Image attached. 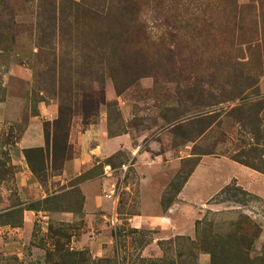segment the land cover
<instances>
[{
    "label": "rangeland",
    "instance_id": "1",
    "mask_svg": "<svg viewBox=\"0 0 264 264\" xmlns=\"http://www.w3.org/2000/svg\"><path fill=\"white\" fill-rule=\"evenodd\" d=\"M133 1L131 38L110 44L107 15L82 43L38 39V5L0 0V264H70L71 251L80 264H264V0ZM76 4L102 7L57 0V25L82 26ZM58 71L67 89L51 86ZM84 77L105 104L87 126L72 117L65 161L31 154L32 174L23 151L44 149L56 93L77 107ZM102 137L120 140L73 174Z\"/></svg>",
    "mask_w": 264,
    "mask_h": 264
},
{
    "label": "trees",
    "instance_id": "2",
    "mask_svg": "<svg viewBox=\"0 0 264 264\" xmlns=\"http://www.w3.org/2000/svg\"><path fill=\"white\" fill-rule=\"evenodd\" d=\"M23 3H36L38 5L35 20L38 23L36 26V31L38 39L43 38H50V37H66L68 32H73L71 35L70 41H72V36L74 35L77 39H84L87 36L85 33V27L94 24L95 18H98L100 14L107 15L110 21V25L119 26L120 28L117 33L108 39V43L115 44L118 41L121 42L125 37L131 38L130 33L135 24H138V14H139V7L137 2L133 0H118L115 6H111L113 1L111 0H101L102 7L97 8L94 6L87 7L82 9V7L78 4L76 6L79 9H76L73 12V19L80 18L83 20L82 26L72 27L71 25H67L63 23L62 25H57L58 16L60 13L59 6H57V0H21ZM2 4H5V0H2ZM110 7V8H109ZM123 8H129L130 13H124ZM9 7L6 6L4 10H6V15L9 16L8 22L12 25L13 24V17H11V13L8 11ZM103 10V11H102ZM9 12V13H8ZM100 13V14H99ZM71 15V13L69 14ZM71 17V16H70ZM44 22L48 23L44 25ZM53 22V23H52ZM52 23V24H50ZM75 23V22H74ZM10 29V26L7 27ZM0 29V43L2 39L5 37L7 38L6 34L3 33ZM88 35H90V31H88ZM9 43L11 44L13 41V36H9ZM52 50V49H49ZM1 52L4 54L10 53L11 51L8 48L1 49ZM102 60L100 56H96L95 60L93 58H87L84 60L81 65H87L85 68L91 69V66H94L100 63ZM74 64V62H72ZM71 64V63H70ZM80 65V66H81ZM55 65L53 66V68ZM57 73V72H56ZM60 73V74H59ZM66 74L63 75L61 71H58V75L54 74L52 76L53 81H51V86L54 89L55 82L58 83V89H67L62 88V80L70 77V73L65 72ZM82 76V75H81ZM84 76V75H83ZM94 77H84L83 81H85V85H81V93L79 97V101L77 107L73 108L71 100L63 91H59L56 93L58 98V115L57 118L52 122L53 131L49 134L46 130H44V149L37 148V149H26L23 151V155L26 160V164L30 169L32 174L36 173V166L31 162L30 155L35 153L40 160V164L43 166L45 163V159L51 156V158H56L60 160H66V147H67V139H68V130L72 121V117L75 115H80L83 121V125L87 126L90 123L88 122L89 118L93 117L98 110L100 105L105 104L104 94L102 91L98 93H94L89 89H92L91 85L94 82ZM57 89V88H56ZM70 89V88H68ZM68 99V100H67ZM182 181L179 180V176L174 179V181L170 184V188L172 190L175 189V192L178 193L180 190ZM227 189H223L221 194H224ZM62 257V256H61ZM67 257L71 261L70 264H80L82 262L81 254L76 252H68ZM228 264V263H225Z\"/></svg>",
    "mask_w": 264,
    "mask_h": 264
},
{
    "label": "crops",
    "instance_id": "3",
    "mask_svg": "<svg viewBox=\"0 0 264 264\" xmlns=\"http://www.w3.org/2000/svg\"><path fill=\"white\" fill-rule=\"evenodd\" d=\"M84 137V135H82ZM120 138H101V140L94 146V148H88L87 150L82 149L79 155L72 161V173L75 174L78 172V175L83 173L84 168L89 166V162L98 155H101L103 143L105 142H117ZM126 146V145H125ZM124 146V147H125ZM38 148H41L42 145H38ZM117 148H120V143H117ZM102 156V155H101ZM102 180H106V178H101ZM82 187V186H81ZM83 191V189H82ZM152 195V194H151ZM151 197V196H150ZM135 217L129 218L128 221H134ZM157 225L161 226L160 229L163 230L167 228V226H171V223H167L166 218H158L156 223Z\"/></svg>",
    "mask_w": 264,
    "mask_h": 264
}]
</instances>
